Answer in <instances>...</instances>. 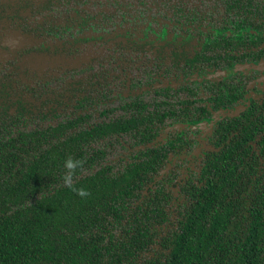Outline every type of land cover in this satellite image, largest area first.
<instances>
[{"label": "trees", "instance_id": "1", "mask_svg": "<svg viewBox=\"0 0 264 264\" xmlns=\"http://www.w3.org/2000/svg\"><path fill=\"white\" fill-rule=\"evenodd\" d=\"M0 29L41 44L0 60V264H264V90L208 78L264 59V0H10Z\"/></svg>", "mask_w": 264, "mask_h": 264}, {"label": "rangeland", "instance_id": "2", "mask_svg": "<svg viewBox=\"0 0 264 264\" xmlns=\"http://www.w3.org/2000/svg\"><path fill=\"white\" fill-rule=\"evenodd\" d=\"M142 30L136 31V35L138 38H141L142 40H149L153 38L159 39L160 37H169L166 34L165 31H160L156 33L154 30H146L145 28H141ZM8 35V34H6ZM4 35V36H6ZM106 36L108 34H105ZM96 43L99 42V40L96 39ZM88 43L87 48L85 50L86 54H89V46ZM27 48V43L25 41H20L16 45L13 44L11 40L8 39V37H4L3 41H0V60L1 59H10L14 54V50H25ZM109 49V48H107ZM60 52V49L57 47H49L47 50H39V51H33L29 53L27 56L22 57L21 63L19 64V68L28 75L37 74V75H43V74H49L50 72L54 73H61L62 69L69 65L66 61L62 59L58 54ZM22 53V52H21ZM19 53V54H21ZM62 75V74H60ZM225 113L221 112L218 114L217 118L219 116H223ZM200 130L202 131L201 137H204L205 133L207 132V124L204 123L203 125L199 126ZM201 143L202 140H200Z\"/></svg>", "mask_w": 264, "mask_h": 264}, {"label": "flooded vegetation", "instance_id": "3", "mask_svg": "<svg viewBox=\"0 0 264 264\" xmlns=\"http://www.w3.org/2000/svg\"><path fill=\"white\" fill-rule=\"evenodd\" d=\"M9 1L10 0H0V4L2 7H6L7 8V4L9 5ZM184 2H186V0H184ZM184 6H187V4H184ZM35 13L34 15L37 16L38 18L42 16V13H38V12H33ZM32 14V13H30ZM35 16L32 17L34 19V21H37L35 19ZM42 19V18H41ZM41 19H38V20H41ZM152 21V20H151ZM169 28H164V30H166V34L169 36V37H166V38H171L174 33V31L172 30V26L173 24H169L168 25ZM0 41H3L4 39V34H2V32H6L5 30L3 29H0ZM6 35V33H5ZM153 41L155 40L154 38L152 39ZM26 42H29L27 45H33V46H41L40 44V40L37 41V42H30V41H26ZM90 45V49L93 50V53H103V51H105V49L107 50V48H111L114 44L112 42H108V43H105L101 46V48H98V43L96 44H93L92 42L89 43ZM95 57V56H94ZM11 59V58H10ZM9 59V60H10ZM107 61H109V58H106L105 61H103V65H106ZM115 61H117V58L115 59ZM119 60L117 61V63L115 62H112L111 65H110V68L112 67H116L118 69V73L121 74L120 75V79L124 80V79H127V75H128V72L126 71V69L128 70L127 68V63L124 62L123 65H120L119 64ZM93 63H95V60L93 59ZM249 67V68H248ZM252 70L254 71L255 73V80L253 81V83L250 85L251 87V91H250V97H256L258 96L261 91L264 90V59H260L256 62H254L253 64H250V65H237V66H234V69H231V70H224L222 72L220 71H217V72H213L211 71V73L208 75V78L209 79H220V77H225V76H228V75H231L233 73H236V72H239V71H246V70ZM125 72V74L123 75V73ZM250 100L247 101V103H249ZM215 117V116H214ZM221 117V116H219ZM217 118V117H216Z\"/></svg>", "mask_w": 264, "mask_h": 264}, {"label": "clouds", "instance_id": "4", "mask_svg": "<svg viewBox=\"0 0 264 264\" xmlns=\"http://www.w3.org/2000/svg\"><path fill=\"white\" fill-rule=\"evenodd\" d=\"M85 163V159H77L71 155L67 156L64 160L65 172L61 177L64 186L82 198H86L91 195L87 189L77 187L75 184L77 171H83Z\"/></svg>", "mask_w": 264, "mask_h": 264}]
</instances>
